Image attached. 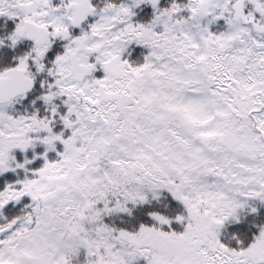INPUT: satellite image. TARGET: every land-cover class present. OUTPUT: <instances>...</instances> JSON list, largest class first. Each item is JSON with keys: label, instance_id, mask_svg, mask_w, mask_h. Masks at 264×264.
<instances>
[{"label": "snow or ice", "instance_id": "6c2138e0", "mask_svg": "<svg viewBox=\"0 0 264 264\" xmlns=\"http://www.w3.org/2000/svg\"><path fill=\"white\" fill-rule=\"evenodd\" d=\"M0 17V176L17 177L0 210L29 201L0 223V264H264V225L219 238L264 204V0H0ZM162 192L175 216L105 222Z\"/></svg>", "mask_w": 264, "mask_h": 264}, {"label": "trees", "instance_id": "16d2710c", "mask_svg": "<svg viewBox=\"0 0 264 264\" xmlns=\"http://www.w3.org/2000/svg\"><path fill=\"white\" fill-rule=\"evenodd\" d=\"M166 4L167 0H161V6H166ZM135 11L137 14L133 17L134 21L147 22L150 19V6L142 5ZM222 26L223 21H218L217 24L211 26V29L213 31H217L220 30ZM11 27H13L12 21L5 20V18L0 17V33H3ZM147 51L148 50L146 48L133 44L129 46V49L124 54L123 58L128 59L130 63H142L143 55H146ZM129 52L131 55L128 54ZM100 74L102 73H97V75ZM39 150L40 149H38V151ZM15 154L18 159L23 158L19 152H16ZM27 155L30 157L31 153L29 152ZM54 156V153H49V158H53ZM16 178V175L13 173H6L3 176H0V187H3L5 180L11 182ZM27 202H29L28 198H24L22 202L15 204L10 203L4 209L0 210V223H3L5 218L11 219L13 216L21 214V209L23 208L24 203ZM249 204L256 207L257 212L251 213L248 211L247 207L240 210L238 213L239 223H230L221 230L219 238L222 242L228 244L229 246H236V241L240 240L243 245H247L251 241L253 235L257 233L258 227L260 225H264V204H261L258 201H249ZM151 210H157L162 214L172 217L182 210V206L177 201H174L168 193L162 192L158 200H153L150 205H145L135 209L132 217L117 214L111 217H106L105 222L117 227H133L136 226L137 221L151 224L152 222L150 218L146 215V213ZM164 227L167 228V226ZM172 227L177 231L182 230L181 226L175 223H173ZM83 260L84 253L83 250H81L79 255L73 259V264H83Z\"/></svg>", "mask_w": 264, "mask_h": 264}]
</instances>
